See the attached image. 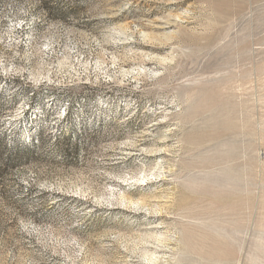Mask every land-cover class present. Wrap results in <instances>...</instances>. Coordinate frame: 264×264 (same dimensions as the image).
<instances>
[{
	"label": "rangeland",
	"instance_id": "rangeland-1",
	"mask_svg": "<svg viewBox=\"0 0 264 264\" xmlns=\"http://www.w3.org/2000/svg\"><path fill=\"white\" fill-rule=\"evenodd\" d=\"M0 264H264V0H0Z\"/></svg>",
	"mask_w": 264,
	"mask_h": 264
}]
</instances>
